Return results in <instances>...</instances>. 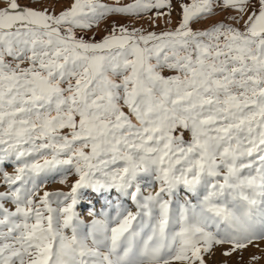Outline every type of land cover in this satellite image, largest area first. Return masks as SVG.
Segmentation results:
<instances>
[{"label":"snow or ice","instance_id":"snow-or-ice-1","mask_svg":"<svg viewBox=\"0 0 264 264\" xmlns=\"http://www.w3.org/2000/svg\"><path fill=\"white\" fill-rule=\"evenodd\" d=\"M233 257L264 264V0H0V264Z\"/></svg>","mask_w":264,"mask_h":264},{"label":"rangeland","instance_id":"rangeland-1","mask_svg":"<svg viewBox=\"0 0 264 264\" xmlns=\"http://www.w3.org/2000/svg\"><path fill=\"white\" fill-rule=\"evenodd\" d=\"M255 251H256L255 249H249L247 252H245V254H244L245 261H247L248 257ZM220 259H221V257L218 254L216 257V260L219 261ZM235 261H236V257H233L231 264H235Z\"/></svg>","mask_w":264,"mask_h":264}]
</instances>
